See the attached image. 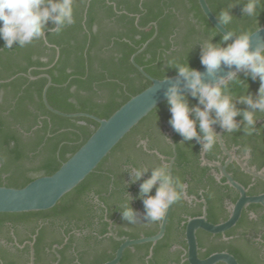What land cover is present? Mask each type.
Masks as SVG:
<instances>
[{
	"label": "trees",
	"instance_id": "1",
	"mask_svg": "<svg viewBox=\"0 0 264 264\" xmlns=\"http://www.w3.org/2000/svg\"><path fill=\"white\" fill-rule=\"evenodd\" d=\"M206 1L216 18L222 9L235 4L230 9L233 21L227 27L238 35L245 31L251 34L264 24V2L258 5L259 15L247 17L241 11L246 1ZM74 16L75 23L59 34L50 31L54 25L49 21L45 39L34 40L24 47L14 45L9 49L0 39L1 186L21 188L39 176L54 173L98 126L96 120L87 116L68 117L49 110L42 98L48 81L43 75L51 78L46 91L51 108L65 114L85 113L106 119L129 98L151 85V80L131 62L132 55L134 63L148 76L164 79L177 74L169 65L170 61L202 67L201 44L208 39L226 46L197 0H74ZM56 49L58 58L54 62ZM30 75L42 76L30 79ZM238 75L241 83L232 84L231 92L237 107L245 109L247 106L239 103L238 98L247 93L255 94L259 81L252 80L243 71ZM188 98L191 105L198 103V98L191 95ZM166 107L169 106L163 102L144 117L95 170L55 206L42 211L0 213V227L5 221L14 225L27 220L31 224L42 221L43 228H62L65 235L56 237L48 245L49 249L53 244L63 245L56 249L61 257L59 264H64L65 259L73 264H103L111 260L120 242L107 235L109 221L113 227L118 218L122 219L120 210L127 205L126 194L132 189V183L127 186L117 177L123 173H120L122 166L130 161L126 155L137 143L133 138L135 132ZM263 118L261 114L257 121ZM236 119L242 120V117ZM154 124L157 128V122ZM256 127L257 131L264 129V121L256 122ZM121 150L122 156H119ZM262 155L264 157V150ZM261 183V191H264V182ZM94 197L102 205L94 203ZM250 207L260 206L252 204ZM260 222L264 225L263 216ZM253 224L250 221V225ZM113 231L118 236L135 239L154 235L157 228L145 230L142 235L122 228ZM245 234L225 250L233 254L239 264H260L257 244ZM166 237L167 232L152 247L150 258L146 257L152 244L143 243L134 246L137 257L131 249H126L119 264H166L162 257L172 245L166 242ZM102 242L105 247H101ZM68 249H73V253L67 254ZM222 249L216 247L204 256ZM51 253L56 260L55 253ZM175 262L189 264L179 258ZM0 264L17 263L0 255Z\"/></svg>",
	"mask_w": 264,
	"mask_h": 264
},
{
	"label": "flooded vegetation",
	"instance_id": "2",
	"mask_svg": "<svg viewBox=\"0 0 264 264\" xmlns=\"http://www.w3.org/2000/svg\"><path fill=\"white\" fill-rule=\"evenodd\" d=\"M189 102L192 104L191 101ZM201 107L203 106L201 105ZM170 115L169 107H166L163 111L154 115L150 122L145 123L135 132L133 138L137 143L132 152L126 155L127 157L129 156L130 161L122 166L123 171L120 170V173H123L118 175L117 180L129 186L131 180L129 169L136 167L148 168V172L145 173L141 180L132 183V189L126 194V197L130 195L134 198L131 201V205L142 216L144 205L138 195L140 184L150 176L152 168L167 164L169 170L171 163V175L180 179L185 185V190L181 199L171 207L165 233L167 232L166 242L172 245L163 254L162 258L166 264H177L175 262L177 258L181 262L187 261L185 227L188 219L199 217L205 211L207 221L215 225L222 223L228 219L232 205L239 198L238 190L227 183V179L222 174L218 165L223 166L225 172L246 189L248 196H256L264 193V191H261L263 187L261 182H264V180L245 171L241 166L243 164L250 170H254L255 172L262 171L264 173V164H261L264 161L262 155V150H264V141L262 142L264 129H259L261 131H256L253 135L248 136L243 133V126L239 131L227 133L217 123L213 127L215 132L221 131L224 149L217 141L212 152L204 153L201 150V144L196 142L195 139L192 141H183V138L173 130L168 122ZM237 120L240 121V119ZM263 121L264 118L259 119L257 123H262ZM155 122H157V128L154 124ZM140 140L145 142L146 149L145 147L137 146ZM245 146L251 148V152L247 157L242 153V149ZM122 152V150L118 151V155L122 156ZM155 190L154 187L152 190L153 195L155 194ZM93 201L98 204L96 197H94ZM98 205L100 206L102 204L99 203ZM250 205L252 204H248L242 209L235 225L224 232L212 234L202 229L196 230L197 256L200 259H205L209 255L217 252L230 253L228 250H225L226 247L229 248V246L235 245L238 242V238L246 232L245 236L252 238L257 244L258 256L261 258L260 264H264V225H260L262 223L260 222L261 217H264V207L261 204H257L260 207L254 209ZM171 216L172 218L170 219ZM244 216L246 217L243 218ZM250 221L254 222V224L250 225ZM109 223L111 226L108 227L107 235L112 236L110 232H113L118 238L129 237L126 235L118 236L113 230L118 231L122 228L126 232H139L142 235L145 230L157 228L158 232L159 229V221L150 222L141 219L135 224H129L127 221L118 218L113 227L112 222L109 221ZM84 233L87 234V231ZM63 234V229L57 226L43 228L42 221H38L35 224H31L27 220L17 221L14 225L9 221H5L0 227V255L6 260H13L17 264H31L32 248L33 264H59L61 257L56 252V249H61L63 245L57 246L53 244L52 249H49L48 245L56 237L63 236ZM77 235L79 234L77 233ZM67 238L66 236L64 241ZM115 240L119 241L120 244L122 243L121 240ZM154 245H151L149 254L146 257L147 259L151 257L152 247ZM105 246V242H102L101 247ZM134 246L126 249H131L132 254H135L136 250ZM216 247L223 249L204 256ZM72 251L73 249H68L67 254H72ZM51 252L55 253L56 260ZM138 255L136 253L134 256L137 257ZM64 261V264H73L68 259ZM216 264L224 263L219 262Z\"/></svg>",
	"mask_w": 264,
	"mask_h": 264
},
{
	"label": "clouds",
	"instance_id": "3",
	"mask_svg": "<svg viewBox=\"0 0 264 264\" xmlns=\"http://www.w3.org/2000/svg\"><path fill=\"white\" fill-rule=\"evenodd\" d=\"M243 2V0H242ZM264 0H246L241 9L243 16L256 17L258 5ZM229 8L222 9L218 15V24L227 29L221 40L226 46L213 43L208 39L201 44L200 61L205 66L210 76H215L222 65L230 69L226 75L212 81H205L203 74L187 62L179 64L169 62L176 69L178 76L184 78V87L190 89L191 97L198 98L196 105L189 102V94L181 91L179 81L171 84L165 91L166 103L169 106V124L177 132L183 141H192L201 144L204 153H210L217 144L218 137L214 130L217 123L227 133L241 130L251 136L257 131L256 122L261 114H264V38L257 40L252 47V34L248 31L239 35L230 31L228 25L233 21ZM51 21L52 33L59 34L66 26L75 23L74 0H0V39L4 41V47L12 48L14 45L24 47L34 40L46 37L45 31ZM213 34L212 36H215ZM231 40V43H227ZM243 71L250 75L252 80L259 81L256 93L240 95L238 102L246 105L240 109L231 92V85L241 83L238 73ZM201 105L203 107H201ZM237 116L242 120L238 121ZM138 147H145L143 140L138 142ZM251 148L245 146L242 153L249 156ZM148 172L147 167L129 169L130 183H135ZM155 187V194L152 190ZM185 185L178 177H173L167 164L152 168L150 176L140 184L139 197L143 201L144 212L141 214L132 207L134 199L128 195L127 205L121 211V217L129 224H135L138 220L156 222L161 220L169 206L181 199Z\"/></svg>",
	"mask_w": 264,
	"mask_h": 264
},
{
	"label": "water",
	"instance_id": "4",
	"mask_svg": "<svg viewBox=\"0 0 264 264\" xmlns=\"http://www.w3.org/2000/svg\"><path fill=\"white\" fill-rule=\"evenodd\" d=\"M199 6L208 19V21L221 34H225L227 29L218 24V20L211 11L206 0H197ZM246 1V0H243ZM252 47L256 46L259 38H264V24L257 28L252 33ZM231 43V40L229 41ZM146 46L142 47V49ZM140 49L139 51H141ZM134 63V55L131 58ZM134 65L146 77L151 80V85L143 91L129 98L115 112L106 119H99L93 115L85 113L65 114L54 110L49 106L46 100V90L51 84L50 80L43 90V102L46 107L54 113L75 117L87 116L98 122L97 128L93 131L90 137L64 162L60 167L50 175H43L35 178L27 185L21 188L7 187L0 185V213H21L29 211H42L52 208L56 203L68 192L79 185L90 173H92L98 164L105 158L117 143L131 131L144 117H146L153 109L163 102H166L165 91L173 83L179 81L181 91L190 95V89L184 87V78L178 74L169 76L164 79H156L148 76L141 67ZM233 65L230 69L226 65H222L215 76H210L207 73L205 66L196 68L203 74L205 81L216 80L220 76L226 75L230 70H233ZM240 73V72H239ZM218 142L224 149V144L221 138V131L216 132ZM222 174L226 177L227 183L238 190L239 198L232 205L231 213L228 219L219 224H212L206 219V212L199 217L188 219L185 227V237L187 242L186 260L189 264H216L222 262L224 264H238L237 259L230 253L217 252L209 255L205 259H200L197 256V240L196 230L202 229L209 233H221L229 229L240 217L241 211L248 204H261L264 207V193L256 196H248L246 189L234 181L229 174L224 170L223 166L218 165ZM245 171L264 180L262 171L255 172L241 165ZM171 163L169 173L171 174ZM171 206L166 210L164 217L159 220L158 232L152 236L140 237L137 239H129L127 237L118 238L113 232H110L115 239L121 240L122 243L117 248L114 257L104 262L103 264H118L122 258L126 248L150 242L153 245L160 240L164 233L167 219L171 210ZM31 264H33V249L31 248Z\"/></svg>",
	"mask_w": 264,
	"mask_h": 264
},
{
	"label": "crops",
	"instance_id": "5",
	"mask_svg": "<svg viewBox=\"0 0 264 264\" xmlns=\"http://www.w3.org/2000/svg\"><path fill=\"white\" fill-rule=\"evenodd\" d=\"M45 39V38H44ZM133 56V55H132ZM57 58H58V50L56 49V57H55V60H54V62L57 60ZM132 58V57H131ZM131 62H132V60H131ZM133 63V62H132ZM134 64V63H133ZM51 66V65H50ZM39 76H42V75H39ZM39 76H32V75H30V79H36L37 77H39ZM43 76H45L48 80H50V82H51V78L48 76V75H43ZM47 83H48V81H47ZM51 85V84H50ZM49 85V86H50ZM46 86V85H45ZM44 90V89H43ZM47 91V90H46ZM42 95H43V92H42ZM43 98V97H42Z\"/></svg>",
	"mask_w": 264,
	"mask_h": 264
}]
</instances>
